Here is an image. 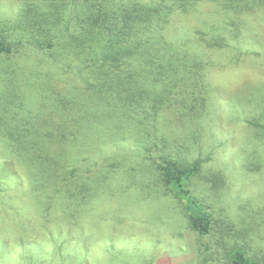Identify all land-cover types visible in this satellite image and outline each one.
<instances>
[{
	"label": "trees",
	"instance_id": "16d2710c",
	"mask_svg": "<svg viewBox=\"0 0 264 264\" xmlns=\"http://www.w3.org/2000/svg\"><path fill=\"white\" fill-rule=\"evenodd\" d=\"M202 2L220 13L197 31L213 52L230 45L221 20L237 27L241 15L264 10V0H43L0 22L1 153L26 172L47 222L69 219L80 229L108 198L173 194L205 253L223 264H264L191 189L202 159L180 154L186 124L214 97L207 49L176 24Z\"/></svg>",
	"mask_w": 264,
	"mask_h": 264
},
{
	"label": "rangeland",
	"instance_id": "374dc122",
	"mask_svg": "<svg viewBox=\"0 0 264 264\" xmlns=\"http://www.w3.org/2000/svg\"><path fill=\"white\" fill-rule=\"evenodd\" d=\"M41 1L0 0V22ZM214 9L202 2L198 12L176 19L200 51L207 49L214 85L208 110L200 117L197 110H186L197 119L186 124L188 140L180 154L202 159L204 172L191 185L194 194L211 207L234 240L264 259V10L241 15L237 27L221 20L230 45L213 52L197 31L207 30L205 18H220ZM233 29L237 37L231 35ZM1 147L0 241L5 250L0 264H59V259L64 264H223L216 254L203 251V239L188 227L182 203L173 194L155 199L151 194L148 199L131 191L108 198L89 208L80 229H71L69 219L47 222L33 207L26 172L15 161L7 162ZM221 172L226 184L220 187ZM60 231L61 239L53 242ZM83 231L85 238L79 237Z\"/></svg>",
	"mask_w": 264,
	"mask_h": 264
},
{
	"label": "snow or ice",
	"instance_id": "6c2138e0",
	"mask_svg": "<svg viewBox=\"0 0 264 264\" xmlns=\"http://www.w3.org/2000/svg\"><path fill=\"white\" fill-rule=\"evenodd\" d=\"M3 172H4V170L2 168H0V175H2ZM4 244H5L4 241H0V254H2L5 250ZM25 246L29 249L35 250L34 246L28 242H25Z\"/></svg>",
	"mask_w": 264,
	"mask_h": 264
}]
</instances>
